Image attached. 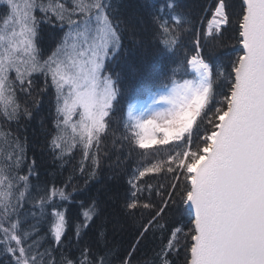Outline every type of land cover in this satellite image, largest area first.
<instances>
[{
    "label": "snow or ice",
    "instance_id": "1",
    "mask_svg": "<svg viewBox=\"0 0 264 264\" xmlns=\"http://www.w3.org/2000/svg\"><path fill=\"white\" fill-rule=\"evenodd\" d=\"M118 5L119 0H4L0 14V118L9 128L12 122L19 126L22 119L35 118L40 97L50 96L55 127L44 129L45 147L61 167L79 151L85 187L108 156L102 141L118 103L116 81L106 74L129 27ZM205 11L207 29L202 25L192 33L195 54L189 58L185 52L179 61L196 78L173 81L171 92L159 97L170 107L150 119L128 109L124 127L140 130L123 137L128 156L137 146L168 144L171 137L183 143L166 160L137 163L127 173L122 214L135 219L139 213L140 222L138 239L120 264H134L139 245L155 230L166 235L154 264H176L172 257L181 251L183 264H264V0H211ZM186 22L176 3L166 0L144 21L148 42L162 55L175 56L184 47ZM45 32L55 33L51 48ZM226 34L236 42L234 54L209 48L205 58L202 50ZM202 113L201 122L206 119L211 127L193 147V124ZM158 132L160 141L154 139ZM0 138V264H110L111 254L91 243L78 246L74 255L65 251L71 206L66 189L73 177L64 188L41 181L39 165L28 157L27 138L3 125ZM153 172L168 182L153 186L156 177L141 179ZM189 204L194 216L182 225L175 217ZM80 209L73 239L79 245L95 228L103 241L106 225H95L103 215L99 203L90 198Z\"/></svg>",
    "mask_w": 264,
    "mask_h": 264
},
{
    "label": "trees",
    "instance_id": "2",
    "mask_svg": "<svg viewBox=\"0 0 264 264\" xmlns=\"http://www.w3.org/2000/svg\"><path fill=\"white\" fill-rule=\"evenodd\" d=\"M165 2L166 0H119L118 14L127 22L129 27L124 34L120 55L115 61L107 65L108 71L106 72V74H113V79L116 81V87L119 90L118 103L115 104L116 111L112 116L110 130L102 141L108 156L102 158V167L98 176L95 180L90 181L87 187H85V177L80 174L77 167L81 159L79 151L76 152L74 158L61 167L59 161L53 162L45 147L44 129L50 131L55 127L53 123L55 112L50 96L40 97L41 105L35 111V118L31 120L24 118L20 121L19 126L12 122L9 128L4 119L0 118V125H3L4 131H12L14 135L18 134L27 138L28 157L29 159L35 158L39 165L37 171L41 181H55L57 187L64 188V182L67 181L68 177H73L72 185L66 189L71 194L69 201L71 206L67 228L68 237L64 243L65 251L70 255L76 253L78 246L91 243L100 247L101 251L111 254L110 264H120L125 251L129 250L130 246L134 245L138 239L137 230L140 222L139 213L135 219L127 218L122 214L121 206L127 188V173L137 163L148 164L166 160L169 154H174L175 145L183 143L182 138L181 140L170 141L168 144L159 143L147 149H139L137 146L136 152L128 156L127 145L123 141L124 136L134 135L136 131L134 129L130 132L124 127L127 121L126 109L128 105L134 101L146 100L164 87L173 84V81L179 82L189 77V67L181 65L179 61L184 58L185 52L189 58L195 54L193 51V30L198 32L202 25L207 29V20H204L203 17L207 14L205 10L210 7L211 0H167V2H175L176 10L181 14V18L190 23L183 24L181 35L184 47L179 49L175 56L162 55L155 46L148 42V25L144 24V21ZM3 3L4 0H0V14L5 11ZM111 3L117 4V0H111ZM35 15L41 16L42 14L37 11ZM163 15L167 16L168 11L165 10ZM208 19H211L210 15H208ZM0 26H2V21H0ZM47 27L51 28L52 26ZM133 31L137 33L136 36H133ZM141 36H143V40L138 43L137 41L140 40ZM54 37V32L51 34L43 33V40L48 48L54 46ZM235 43V40L228 39L226 34L223 41L209 43L208 47L202 50L203 55L205 58H209V48H215L217 52L227 51L229 55H233L232 46ZM173 69H177L175 74H173ZM42 82V80L39 81V83ZM219 90L220 88L217 86V91ZM25 103H29L31 106L30 102L25 101ZM23 106L22 103L21 107L23 108ZM205 111L207 112L208 109L206 108ZM208 115L210 116L211 113L208 112ZM203 116L204 113L197 118L192 129L193 147L197 139H202L204 129L211 127L206 119L201 122ZM17 127L19 128L18 133L16 132ZM121 142L125 144L124 151L120 150ZM141 152L144 153V156L139 155ZM149 176L156 177L150 181L153 186L168 182L162 174L155 172L148 173L145 178L141 179H147ZM90 198H94L99 203L100 208L103 209V215L95 221V225L105 224L106 235L103 241H99L98 232L93 228L89 235L82 237L78 245L72 237L73 226L76 225L78 212L83 211L80 209L81 203L86 207ZM175 219L182 225H188L191 222L186 206H180ZM45 230L42 227L40 234L43 235ZM165 235L166 233H162L160 230H155L150 234L139 245L135 253L134 264H154L155 253L159 251V246ZM90 236L92 239H89ZM172 258L176 260V264H183L182 251L180 256L173 255Z\"/></svg>",
    "mask_w": 264,
    "mask_h": 264
},
{
    "label": "rangeland",
    "instance_id": "3",
    "mask_svg": "<svg viewBox=\"0 0 264 264\" xmlns=\"http://www.w3.org/2000/svg\"><path fill=\"white\" fill-rule=\"evenodd\" d=\"M195 77L193 74H191V80H194ZM173 87V86H172ZM171 87V89H172ZM171 89L169 90V88L166 90H162L161 92L159 93H156L154 96H152L151 98H148L147 100H144V101H137V102H133L131 104L128 105L127 107V110H126V118H127V112H128V109L129 107H131L132 109V112H133V115L134 116H137V117H140L142 120H147V119H150L154 116V114L156 112H161L165 109H168L170 107V105H168L167 108H161L163 107L164 105H166L167 103L164 102V101H161L159 99V97L161 95H168L170 92H171ZM169 90V91H168ZM161 104V105H160ZM159 105V106H158ZM161 108V109H160ZM160 109V111H158ZM157 123H165L166 121L164 120H160V119H157L156 120ZM193 129V128H192ZM137 131H140L139 129H136ZM159 134H162V132H158L154 139H156L157 141H160L162 139H160L159 137ZM174 137H171L170 139H173ZM169 139V140H170ZM175 139V138H174ZM159 143H156V144H150L149 147H153V146H156L158 145Z\"/></svg>",
    "mask_w": 264,
    "mask_h": 264
},
{
    "label": "water",
    "instance_id": "4",
    "mask_svg": "<svg viewBox=\"0 0 264 264\" xmlns=\"http://www.w3.org/2000/svg\"><path fill=\"white\" fill-rule=\"evenodd\" d=\"M187 210L190 214V219L192 220L193 219V216H194V209L192 208V206L189 204L187 205Z\"/></svg>",
    "mask_w": 264,
    "mask_h": 264
},
{
    "label": "bare ground",
    "instance_id": "5",
    "mask_svg": "<svg viewBox=\"0 0 264 264\" xmlns=\"http://www.w3.org/2000/svg\"><path fill=\"white\" fill-rule=\"evenodd\" d=\"M190 71L194 75V77L196 78V74H195V72L191 68H190Z\"/></svg>",
    "mask_w": 264,
    "mask_h": 264
}]
</instances>
